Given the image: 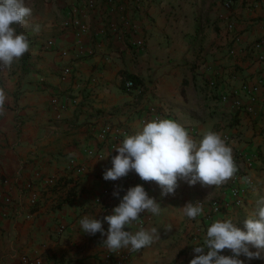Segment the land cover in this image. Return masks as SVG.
<instances>
[{"label":"crops","instance_id":"0c3cea01","mask_svg":"<svg viewBox=\"0 0 264 264\" xmlns=\"http://www.w3.org/2000/svg\"><path fill=\"white\" fill-rule=\"evenodd\" d=\"M25 3L28 24L14 27L30 49L10 68L0 67L4 264H22L24 255L44 264H190L193 246L203 244L214 221L231 218L243 228L264 198V0ZM127 75L139 80L135 87L127 88ZM246 84L259 86L254 100ZM157 113L185 126L196 141L205 131L219 133L236 161L233 176L212 187L180 181L167 196L134 171L106 181L111 157L98 159L117 155L125 135ZM105 127L111 131L103 136ZM50 177L54 184L46 182ZM137 184L161 205L159 215H143L127 228L155 227L149 246L114 253L102 245L106 237L80 230V218L111 214ZM232 186L245 190L242 207L233 204ZM118 187L120 198L113 195ZM217 198L227 205L212 212L209 202ZM197 201L204 202L203 213L189 219L181 208ZM240 258L264 264V258Z\"/></svg>","mask_w":264,"mask_h":264},{"label":"clouds","instance_id":"9594fccd","mask_svg":"<svg viewBox=\"0 0 264 264\" xmlns=\"http://www.w3.org/2000/svg\"><path fill=\"white\" fill-rule=\"evenodd\" d=\"M30 16L31 9L25 0H0V67L10 68L29 51L28 37L23 32L17 33L14 25L27 26ZM4 103L5 95L0 92V112ZM114 151L118 154L98 159L111 157L112 167L103 172L106 181H117L134 171L142 181L156 182L162 196L174 195L180 181L190 186L197 183L204 187L219 186L236 171L232 149L219 133L205 131L196 141L185 126L170 118L141 121ZM121 190L118 187L113 195L120 198ZM181 210L189 219L203 213L199 201L188 202ZM160 211V203L149 196L142 184H137L126 190L111 214L101 219L85 215L78 223L84 234L100 233L106 237L102 245L109 251H137L149 246L158 230L140 227L132 232L127 230L128 226L144 212L159 215ZM105 221L107 230L103 226ZM193 250L195 255L190 264H245L241 256L249 261L264 258V198L257 201L243 228L231 218L216 220L207 228L203 244L193 246ZM224 250L231 255L222 254Z\"/></svg>","mask_w":264,"mask_h":264},{"label":"built area","instance_id":"2783aa9c","mask_svg":"<svg viewBox=\"0 0 264 264\" xmlns=\"http://www.w3.org/2000/svg\"><path fill=\"white\" fill-rule=\"evenodd\" d=\"M147 1H150V0H147ZM93 4V1H91V5ZM69 24V23H67ZM54 44L53 40H48L46 42V46L47 47H51L52 45ZM256 46H260V43H257ZM70 72V68H65L64 69V73H69ZM135 81L133 79H127L126 81V86L128 89L130 88H133L135 87ZM244 89L247 91V93L250 95L251 99L254 100L255 99V96H254V93L259 89V86L257 84L253 85V86H248L247 84L243 86ZM223 100H226L228 98L227 95H224L223 97ZM235 104L237 105H240L241 104V101H236ZM247 109L249 110H252V107L251 106H247ZM157 117H160L162 118V116H160L158 113L153 116V119H156ZM109 131H111V128L110 127H105L102 131V135L105 136ZM90 154H93V151L92 150H89L88 151ZM234 162H236L234 160ZM83 170V167L82 166H78L77 167V172H82ZM47 183H50V184H54L56 181H55V178L53 177H50L46 180ZM230 192L231 194L233 195V204L236 206V207H242L244 205V202H245V197H246V194H245V190L238 187V186H232L230 188ZM32 202H35V200H33ZM200 203L202 205H204V202L200 201ZM210 204V208H211V211L212 212H218L220 210H222L227 204L225 201H223L222 199L220 198H217V199H214L212 201L209 202ZM143 215H147L149 218L153 215L149 212H144L140 215L143 216ZM65 229V225H60V231H63ZM224 255H231L230 251L229 250H224V252L222 253ZM0 264H4L3 262V259L0 258ZM22 264H44V261L43 259H40V258H32V257H29L27 255H24L22 257Z\"/></svg>","mask_w":264,"mask_h":264},{"label":"trees","instance_id":"16d2710c","mask_svg":"<svg viewBox=\"0 0 264 264\" xmlns=\"http://www.w3.org/2000/svg\"><path fill=\"white\" fill-rule=\"evenodd\" d=\"M127 77L133 79V80L136 81V82L139 81L136 77H134V76H132V75H127Z\"/></svg>","mask_w":264,"mask_h":264},{"label":"rangeland","instance_id":"374dc122","mask_svg":"<svg viewBox=\"0 0 264 264\" xmlns=\"http://www.w3.org/2000/svg\"><path fill=\"white\" fill-rule=\"evenodd\" d=\"M21 28V27H20ZM19 29V28H18Z\"/></svg>","mask_w":264,"mask_h":264}]
</instances>
